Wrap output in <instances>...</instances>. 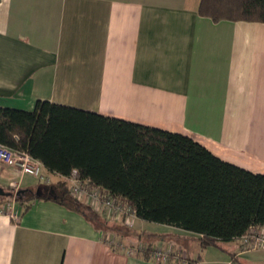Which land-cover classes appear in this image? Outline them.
Wrapping results in <instances>:
<instances>
[{
	"label": "crops",
	"instance_id": "crops-1",
	"mask_svg": "<svg viewBox=\"0 0 264 264\" xmlns=\"http://www.w3.org/2000/svg\"><path fill=\"white\" fill-rule=\"evenodd\" d=\"M199 2L0 0V107L45 100L159 128L264 173V23L214 22ZM27 176L0 163L2 188L28 194ZM36 193L18 222L0 214V264H162L113 250L49 189ZM163 227L116 236L178 250L188 264H264V249L242 250L239 239L201 248Z\"/></svg>",
	"mask_w": 264,
	"mask_h": 264
},
{
	"label": "trees",
	"instance_id": "trees-1",
	"mask_svg": "<svg viewBox=\"0 0 264 264\" xmlns=\"http://www.w3.org/2000/svg\"><path fill=\"white\" fill-rule=\"evenodd\" d=\"M197 12L214 22L264 23V0H200ZM0 145L27 153L45 175L62 177L48 185L55 200L107 234L132 227L107 222L72 198L66 178L73 171L131 206L136 219L195 235L201 248L264 225V173L224 161L186 135L38 100L30 111L0 107ZM3 189L11 196L0 197V206L14 199L21 213L37 196Z\"/></svg>",
	"mask_w": 264,
	"mask_h": 264
},
{
	"label": "built area",
	"instance_id": "built-area-1",
	"mask_svg": "<svg viewBox=\"0 0 264 264\" xmlns=\"http://www.w3.org/2000/svg\"><path fill=\"white\" fill-rule=\"evenodd\" d=\"M0 163L16 168L22 174H28L36 179L50 184V179L42 171L41 164L32 159L27 153L11 150L0 145ZM69 194L72 198L89 205L107 222H121L126 227H133L136 220L134 209L115 197H110L87 182L78 178L72 172L66 178ZM16 192V191H15ZM0 214L8 216L14 222L20 218V208L15 205L14 199L0 206ZM242 250L264 249V229L252 228L240 237ZM113 250L127 256H141L148 260L162 264H188V260L178 251L170 247L156 246L150 249L141 242L127 244L117 236L108 234L104 238Z\"/></svg>",
	"mask_w": 264,
	"mask_h": 264
},
{
	"label": "rangeland",
	"instance_id": "rangeland-1",
	"mask_svg": "<svg viewBox=\"0 0 264 264\" xmlns=\"http://www.w3.org/2000/svg\"><path fill=\"white\" fill-rule=\"evenodd\" d=\"M51 182V181H50ZM24 183H28V187L32 189L34 192H41L43 195H46L48 193V184L45 181L32 178L30 176H27ZM166 225H160L152 222L142 221V220H136L134 226L132 229L140 232H157V231H167L168 229H164L166 227H163ZM129 231V230H128ZM130 232V231H129Z\"/></svg>",
	"mask_w": 264,
	"mask_h": 264
},
{
	"label": "water",
	"instance_id": "water-1",
	"mask_svg": "<svg viewBox=\"0 0 264 264\" xmlns=\"http://www.w3.org/2000/svg\"><path fill=\"white\" fill-rule=\"evenodd\" d=\"M19 193H24V191L22 190H19L17 191L14 195H17ZM10 197L11 196V193L10 192H6L2 187H0V197Z\"/></svg>",
	"mask_w": 264,
	"mask_h": 264
}]
</instances>
